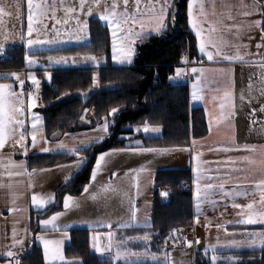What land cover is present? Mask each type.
I'll use <instances>...</instances> for the list:
<instances>
[{
    "label": "crops",
    "instance_id": "crops-1",
    "mask_svg": "<svg viewBox=\"0 0 264 264\" xmlns=\"http://www.w3.org/2000/svg\"><path fill=\"white\" fill-rule=\"evenodd\" d=\"M201 5L203 6V16L201 17L203 27L208 29L211 26L215 29L211 35L219 45L222 54L231 56L238 54L243 57L242 60H233L231 62L223 59H219L218 62L215 60L208 61L199 52L197 37L189 25L190 31L196 39L198 58L205 60L206 63L191 62L190 66H186L188 62H183L185 72L181 74L189 73L191 76L187 83L189 103L190 105H199L204 111L207 125L206 134L202 137L191 139L187 147L188 151H186V147H171L168 148L169 151L164 153L157 151L136 152L134 154L130 149L137 148V142L140 144V140L132 138L129 140V145H132L129 150L131 151V161L135 164L133 167L131 166L128 169H119L121 167L114 169L101 168L98 170L96 180H89L86 183L90 186L88 193L83 192L84 186L78 195L65 193L60 198V209L47 212L48 207L57 202V190L68 183L82 165L79 168L72 167L77 159L76 157L72 161L58 163L49 167H30L28 157L35 153H44L41 149L45 147L52 149L48 153L73 152L71 151L73 148L83 149L91 145L87 143L91 137L100 136L101 133L97 130L99 127L97 124L92 128L68 132L49 140L45 136L43 117L37 109L33 108L32 113L38 114L42 118L41 132L37 134V145L33 146L31 136L26 135L24 140L27 146L26 155L20 143H18L20 140L19 136H14L16 140L9 147H0V264H16L20 254L27 252L33 244L41 247L44 264H66L68 261L79 263L78 258H68L64 253L65 246L69 243L68 229L71 227L90 228L89 243L92 251L100 257L111 260L112 264H165L157 256L161 252L152 253L149 249V241L145 242L142 239H137L143 237L146 232L150 234V237L155 233V229L151 226L153 194L155 191L153 181L155 172L164 168L188 167L191 171L189 186L192 195L193 214L192 225L188 230L192 233L193 250L203 252L207 255L208 260L210 252L224 255L219 252L239 250V248H230L228 246L243 232L238 230L247 229H230L227 226L241 224L236 223V221L247 218L243 213L248 211L247 205L250 203L254 205V212L261 211L259 201L262 193L256 185L261 180H264V146L260 148V153L256 155L260 164L259 169H251L252 166L250 165L243 166V168L232 167L229 162L237 158L235 154L237 153L235 152L237 145L242 146L241 144L244 142L253 143L257 141H259V144H264V139L261 138L262 118L261 120L259 119L260 125L258 123L256 125L257 138H254L253 134L250 133L251 128L246 123L244 129L242 127V130L239 131V126L237 127L234 117L237 108L243 111H250L253 107L256 108V111L264 109V67L258 63V61L264 59V55H262L264 54V31L262 28L264 0H196V8L199 9ZM130 8L132 7L130 6ZM122 9V0H119L117 11H122ZM169 16L167 15L166 17L167 30L171 27L173 21L172 18L168 21ZM256 21H260L261 24L257 25ZM137 29L139 30L138 26ZM204 35L207 36L208 33L205 32ZM209 50L216 51L215 48H209ZM113 65L127 66V64ZM103 66H105L104 61L95 68L98 70ZM193 67L203 68L204 71L193 74L191 72ZM2 75L0 80L11 79ZM197 76H200L198 92L201 98L194 100L192 98L193 84L197 82ZM173 77L176 78L178 76L173 73ZM236 78H242L241 86L236 85ZM225 92L230 94V99L227 101L224 99ZM222 103L227 105L224 109L220 108ZM23 107L25 108V114L22 117L19 116V119L25 120L26 128L30 131L32 123L30 114L27 112L26 106ZM229 111H233L234 116L230 119H222V116L226 117ZM209 119L212 120L211 129H209ZM104 121L105 119L100 122V125ZM139 127L140 125L133 127L132 134L129 136L142 133L147 137H155L161 133L160 131L159 133L145 135L144 132L137 131ZM20 131L23 130L21 129ZM193 140L197 142L195 146H193ZM81 141L85 143L81 144ZM60 143H63L66 147H57ZM139 148L147 149L145 147ZM217 148H231L232 151H216ZM199 153H203L201 159L208 162L204 165L206 169L205 179L200 182L201 188L206 182L214 185H224L223 190L215 187L207 195L202 194L200 199L194 195L197 191V186L194 183L196 178L192 172V167L196 162L191 159L192 155ZM238 155L242 158L243 155L247 154L238 153ZM10 160L15 163L24 161L26 171L25 169H10ZM220 161H227V165L219 168V172H217L216 169L218 168L215 167V164H220L218 163ZM58 165L63 167H57ZM33 169L36 170L34 174ZM41 169L45 171H40ZM10 170L13 172L19 171L22 174L9 176ZM132 170H140L138 174L133 173L137 174V187L133 188L131 193L128 192L129 186L126 182L130 180V177L127 176L117 186L114 185L115 195H113V200L111 199L109 202L107 200V185L115 181L116 177L121 178L126 172L128 173ZM112 173H116V175L113 176ZM208 177L213 179L209 180ZM122 188L125 190H121ZM252 188L256 192L252 193ZM226 192L232 193V195H225ZM237 192L245 194L236 195ZM160 193H164V191H160ZM65 195H70L75 201L68 209H65L63 204ZM33 196L38 200H46L47 203L43 206L33 204ZM132 203L135 204L136 221L132 222L128 227H121V224L130 220ZM233 204H238L241 207L234 208ZM10 209L15 210L11 211ZM104 211L105 214H103ZM56 213L62 214L55 222L56 228L51 225L45 227L40 224L41 220L50 219ZM97 222L102 225H95L98 224ZM255 225L262 226L259 229L264 230V224ZM14 228L17 238L23 241L22 244L15 246H13ZM109 231L115 233L114 245L119 244L120 241L124 242V247L121 249L122 252L127 250L137 253L142 250L146 254L134 256L133 258L128 255L113 261L112 257L115 255V247L109 251L97 253L92 247L93 237L99 234L100 244L106 246L108 239L105 234ZM178 234V231L173 232L168 239V245L162 252L170 248L172 241L178 238ZM38 236L48 241H61L63 260H53L50 256L45 259L44 246L41 240L37 239ZM173 236L176 238H173ZM213 246H215L214 250ZM8 251H12L15 254V258L8 257L6 255ZM154 256L155 259L153 258ZM129 259L132 261H127Z\"/></svg>",
    "mask_w": 264,
    "mask_h": 264
},
{
    "label": "trees",
    "instance_id": "trees-1",
    "mask_svg": "<svg viewBox=\"0 0 264 264\" xmlns=\"http://www.w3.org/2000/svg\"><path fill=\"white\" fill-rule=\"evenodd\" d=\"M187 0H176L175 22L162 35L150 34L148 39L136 46L133 63L114 66L110 63L107 31L101 24L90 22L91 42L65 49L55 50L68 53H106L105 66L36 70L35 75L44 79L41 105L37 109L44 121L47 139L92 128L103 119L109 122L108 134L102 142L79 149L78 155L86 157L81 168L71 180L56 192V203L47 212L60 209L63 194L78 195L89 181L96 154L110 148H130V139L140 140L138 147L171 148L188 147L190 140L206 134L204 111L199 105H190L187 83L168 84L175 67L181 65L182 53L187 50L191 61L197 60L196 39L187 26ZM264 31V18H263ZM23 68L21 45L9 47L0 58V71ZM46 72L51 83L45 82ZM45 75V76H44ZM93 76L96 85H93ZM117 113L110 115L112 108ZM90 110L88 121L81 119ZM148 124L159 126L161 133L147 137L141 133L132 136V128ZM129 136V137H126ZM74 152L35 153L28 157L30 167H49L72 161ZM191 171L185 168L158 169L154 175L152 228L155 233L148 242L152 252H159L168 245L174 231L192 225V195L187 188ZM160 191H164L163 195ZM260 225L236 224L230 229H257ZM90 228L68 229L69 243L65 256L78 258L77 264H112L111 260L95 254L89 243ZM171 234V235H170ZM232 254L233 264H264V247L223 251ZM20 264H44L42 249L33 244L27 252L20 254ZM196 264H213L207 256L196 252Z\"/></svg>",
    "mask_w": 264,
    "mask_h": 264
},
{
    "label": "snow or ice",
    "instance_id": "snow-or-ice-1",
    "mask_svg": "<svg viewBox=\"0 0 264 264\" xmlns=\"http://www.w3.org/2000/svg\"><path fill=\"white\" fill-rule=\"evenodd\" d=\"M92 2L96 5L97 8L101 7V0H92ZM142 0H122V5L124 10L123 11H117L119 6V0H112L111 4H105L103 7V12L99 16V19L101 21H107L108 27L111 29V36H112V60L119 64H132L134 60V56L136 54V46L138 43H143L146 41L150 34H156L160 35L163 32H165L168 28V23L166 20V16L168 13L172 12L173 7V0H156V2H153V0H148V3L145 4L143 7L141 6ZM61 3H63V0H61ZM88 3V0H79V8L81 11L84 10L86 4ZM196 0H187V15H188V24L190 25L191 29L195 32V35L197 37L198 42V49L201 54H203L208 61H219V59H223L225 61H233V60H242L243 57L240 55H225L222 54L220 51L219 45L216 43V41L212 38V33L215 31V29L211 26H209L208 29H205L203 27V23L201 20V17L203 16V6L201 5L199 9L195 6ZM130 6L134 9L133 11H129ZM51 9V19L55 21L53 24V27L51 29V32L53 35H51V38H49V31L47 24L44 23L45 18L47 17L48 11ZM56 5L55 4H47L44 2V0H41L40 3H34V0H27V39H26V48H31L34 46H43V45H58L61 43H65L68 41H71L75 39L77 42L85 39L86 33L88 31V23L87 20L81 21L79 18H76V30L70 31L64 33V35L61 34V30L56 27L57 24H68L69 18L76 17V7H64L63 11L65 13V17L63 19H57L56 17ZM92 7H88L87 15H91L92 13ZM5 15L4 9L0 7V23H3L2 17ZM10 15V14H9ZM247 15V13H246ZM194 16L196 17L194 19ZM22 19V17H21ZM173 22H175V14L173 13L172 16ZM257 25H260V21L255 22ZM137 25H139V30H137ZM35 32L36 38L33 39V33ZM205 32L208 33L207 36H205ZM41 35H43L45 38L41 39ZM67 37V40H65L64 37ZM21 39L23 40L24 37L22 36ZM258 47H260L258 45ZM209 48H215L216 51H210ZM3 46L0 45V52H3ZM264 55V54H262ZM28 64L35 63L34 60L29 59L27 56L25 57ZM85 62L91 61L97 65L100 64V58L96 56H84L82 58ZM49 62L51 64H67L69 62V58L66 57H59V58H53L49 57ZM76 60H73L72 63H76ZM184 62L187 63V57L184 58ZM258 63L264 67V59H261L258 61ZM204 71L203 68H197L193 67L191 69V72L193 74L196 73H202ZM183 72L182 69L177 68L176 69V75L179 76ZM14 77H16V80H18L19 84L21 86L24 85L25 81L23 79H20L19 76H16L15 73L12 74ZM48 73L46 72V76ZM31 84L36 87L38 90L40 87V81L35 78L34 75H30ZM50 79V77H49ZM200 76H197V82L193 84V94L192 98L194 100L200 99V95L198 92V86H199ZM93 85H96V77L93 76ZM5 89H8L9 91L5 93ZM12 85L10 84H3L0 83V147H2L5 143V133L6 130H10L11 134L16 135L18 134L20 137V140L18 143H20L21 148L24 149V154H27V146L24 143L26 135L31 136L32 145L36 146L38 143L37 140V134L41 132L42 128V118L38 114H33L32 109L36 106L34 97L32 93L27 94V104L26 109L27 112L30 114V119L32 121L31 123V130L29 131L26 128V122L24 119H19L17 117L25 114V108L24 107H17V105H23L24 100L22 99V96L24 93L15 92L12 91ZM225 101L230 99V94L228 92H225L224 95ZM243 99V97H241ZM227 105L222 103L220 105L221 109H224ZM117 108H112L110 115H115L117 113ZM232 116H234L233 111H229L227 116H222V119H230ZM83 120V117H81ZM209 129H211L212 126V120L209 119ZM98 131L101 133L100 136H93L91 137L87 143L88 144H94L97 141L102 142L108 132L109 128V122L105 120L102 125H100V122H98ZM23 131H20V130ZM137 131H140L137 129ZM161 131L158 127H148L145 126L143 128L144 133H159ZM84 141H81V144H84ZM193 146L196 145V141L193 140ZM137 145H139V142H137ZM59 148H65L66 146L63 143H60L57 145ZM52 149L45 147L41 149L42 152L48 153ZM134 154L136 152H157L164 153L169 151V149H153V148H135L130 149ZM249 151H254V149L249 148ZM74 153H77V159L75 163L72 165L74 168H79L86 157L79 156V148H73L71 149ZM117 151H124V150H113L110 152H103L96 156L95 158V164L91 169V175L89 177L90 181H95L97 178L98 170L103 168L105 164L107 163V158L109 156H112L116 154ZM216 151H223V152H229L232 151L231 148H217ZM203 153L194 154L192 155L191 159L195 161L196 163L192 167V172L195 174V181L197 186V191L194 194L198 199L201 198L202 194L207 195V193L212 190L215 187L220 188L223 190L224 185H214L212 183H204L203 187L201 188L200 182L205 179V167L204 165L208 162L203 161L201 159ZM218 163H227V161H220ZM63 167V166H58ZM9 168L10 169H25V163L24 161H20L19 163H15L13 161H9ZM26 171V169H25ZM40 171H45L41 169ZM140 170H132L129 173H126V176L130 177L131 180V187L135 188L137 187V174ZM217 172H219V168L216 169ZM36 172L35 169H33V174ZM137 173V174H133ZM9 176L15 175H21L22 173L19 171L13 172L9 171ZM113 176L116 175V173H112ZM209 180L213 179L212 177H208ZM256 187L261 190V197L259 201V206L261 208V211L254 212L253 211V204H248L247 209L248 211L243 213L247 218L241 219L236 221V223L241 224H248V225H255V224H264V180H261ZM90 191L89 184H85L83 188L84 193H88ZM245 193L237 192L236 195H243ZM163 195V193H162ZM225 195H232V193L226 192ZM33 204H37L40 206H43L47 203L46 200H38L35 196L32 197ZM131 202V201H130ZM75 203L73 198L70 195H65L63 204L64 208L68 209L71 207V205ZM234 208H240L241 206L238 204H233ZM11 211H14L15 209H10ZM61 213H56L53 215L50 219L47 220H41L40 224L42 226H49L51 225L53 228H56V221L61 216ZM136 221V211H135V204L132 203V211H131V217L130 220L126 223L121 224V227H128L132 222ZM67 227V226H65ZM108 239V244L101 245L99 242L100 235L97 234L93 237V244L92 247L95 249L97 253H103L104 251H109L113 247H115V255L112 257L113 261L121 259L128 255H138L137 253H132L127 250L121 251V249L124 247V242L120 241L119 244L114 245V236L115 233L109 231L105 234ZM171 235V234H170ZM246 236L248 239L244 241L243 243H246L247 246L252 247L256 245L257 243L261 246H264V231L260 232H251L247 233ZM173 238H176L173 236ZM38 240H41L43 246H44V254L45 259H48L49 256L53 260H63V255L61 253V241H48L46 239H43V237L38 236ZM137 239H142L143 241L147 242L150 240V234L145 233L143 237H139ZM23 241L18 239L16 236V230L13 229V246L17 244H22ZM187 243V242H186ZM242 242L232 241V246L239 247L241 246ZM215 246H213L214 250ZM8 257L15 258V254L12 251H8L6 253ZM155 259V256L153 257ZM167 256L165 257V264H167ZM217 257L215 255L212 256V260L215 261ZM16 264H20L19 260H16ZM66 264H77V262L68 261Z\"/></svg>",
    "mask_w": 264,
    "mask_h": 264
},
{
    "label": "rangeland",
    "instance_id": "rangeland-1",
    "mask_svg": "<svg viewBox=\"0 0 264 264\" xmlns=\"http://www.w3.org/2000/svg\"><path fill=\"white\" fill-rule=\"evenodd\" d=\"M175 1L176 0H173L172 12L168 13V16L170 15L168 17V21L172 18L173 13H175V11H176ZM40 2H41V0H34V3H40ZM44 2L49 4V5H51V4L56 5L55 12H56L57 19H63L65 17V13L63 11L64 7H69V6L76 7V10H77L76 11V17L69 18L67 25H64V24H57L56 25V27L61 30L62 35H64V33H66V32L76 30V23H75L76 18H79L81 21L87 20L88 31L86 33L85 39H83L79 42H77L75 39H73L71 41L61 43L58 45H52V46L43 45V46H34L31 48H26L25 45H26V39H27V14H28L27 0H0V7H2L4 9V12H5V15L2 17L3 23H0V45H2L3 49H4L3 52H0V58H2L4 56L5 50L9 47L21 45L22 49H23V68L22 69L11 70V71H0V76H1V74H3L4 76L11 78L9 80H4V79L0 80V83L11 84L12 85V89H11L12 91H15L18 93H20V92L24 93V95L22 96V99L24 100V104L23 105H17V107H20V106L23 107V106H26V104H27V98L25 96V92H26L25 85L27 82L31 83V80L29 78L30 75H34L35 78L40 81V87L38 89V90H40V95H39L40 99L39 100L35 99V104L36 105L42 104L41 103V97H42V85H43L44 79L41 77L40 78L37 77V75H35V72H36L35 70H47V68H49V69H61V68L87 67V66H89V67L93 66V68H95L97 66V64H95L91 61L85 62L82 59L84 56H96V57L100 58V61H101L100 64L102 63V61H104V63L106 64V62H107V54L106 53H92V52L68 53V52H57V51H55V50L69 48V47H75V46H79V45L89 44L91 42V35H90V25H91L90 22L91 21H94L95 22L94 24H96V23L101 24L102 26H104V29L107 31L110 63L116 64V65H125V64L116 63L112 60L111 29L108 27L107 21H101L99 19V16L103 12L104 5L105 4L110 5L112 0H101V7H99V8L96 7V5L92 2V0H88V3L86 4L83 11H81L79 8V0H63V3H61V0H44ZM153 2H156V0H153ZM160 2H162V0H160ZM147 3H148V0H142L141 6L143 7ZM89 6H91L93 9L91 15H87ZM186 8H187V6H186ZM123 10H124V8L122 9V11ZM133 10L134 9L129 8V11H133ZM51 14H52L51 9H49L47 17L44 20V23L47 24V26H48L49 38H51V35H53V33L51 32V29L53 27V24L55 23V21L50 18ZM21 17H22V19H21ZM137 26L139 27V25H137ZM187 26L190 29L189 24H188V15H187ZM22 36L24 37L23 40L21 39ZM32 38L33 39L36 38L35 32L33 33ZM40 38L44 39L45 37L43 35H41ZM64 38H65V40H67L66 36ZM26 56L29 59L34 60L35 63L28 64L26 59H25ZM49 57H53V58L66 57V58H69V62L67 64H60V65L51 64L49 62ZM73 60H76L77 62L74 64V63H72ZM127 65H129V64H127ZM177 68L182 69L183 70L182 73L185 72V68L181 64V65L175 67V69H174V75L175 76H177L176 75V69ZM13 73H15L16 76H19L20 79H23L25 81L23 86H21L19 84L18 80H16V77H14L12 75ZM242 81H243L242 78H236L235 79L236 85H238V86H241ZM8 91H9L8 89H5V93H7ZM88 111L89 110H86L82 116L84 118V120H86V121H88V119L91 117V113ZM85 114H87V115L84 116ZM20 117H22V115ZM234 117L236 119L237 127L239 126V131L242 130V127L244 129V126L246 123L249 126V128H251L250 133L253 134L254 138H257L256 125H257V123L260 125L259 119L261 120V118H262L263 120L261 121V124H262L261 125V138L264 139V109L256 111V108L253 107L250 111H248V110L243 111V110H239L237 108ZM17 118H19V117H17ZM142 125H140V127H139V130L142 132H143V128L145 126L160 128L159 126L145 125V124H142ZM135 127H137V126H135ZM146 134L149 135V134H154V133H145V135ZM14 136H19V135L18 134L13 135V134H11L10 130H6L5 143L2 147H9V145H11V143L14 142V140H16V139H14ZM258 142L259 141L253 142V143L244 142L243 144H241L242 146L237 145L236 149H235L236 150L235 152H237V153H235L237 155V158L232 160L231 162H229L230 165L232 167H239V168H243V166L250 165V166H252L251 169H255V168L259 169L260 164H259V160L256 158V155H257V153L258 154L260 153V148L262 146H264V144H262V143L259 144ZM249 148L254 149V151H249L248 150ZM153 149H159V148H153ZM160 149H163V148H160ZM113 150H124V151H117L116 154L109 156L107 158V163L105 164V166L102 169H105V168L114 169L116 167H121L119 169H128L129 167H131V166L133 167L135 165L133 163V161H131V157H130L131 151L129 150V148L120 147V148L105 149L103 151L98 152L96 154V156L99 155L100 153L110 152ZM186 151H188L187 147H186ZM238 153H246L247 155H243L242 158H240ZM96 156H95V158H96ZM247 157H250V158H247ZM95 158H94L92 167L95 164ZM225 165H227V163L226 164L220 163V164H215V167L216 168H223V167H226ZM126 177H127L126 175H124L121 178L116 177L115 181H113L111 184L107 185V192H108L107 193V200L109 202L111 199L113 200V195H115V186H117V184H119V182L122 179H125ZM126 183L129 186L128 192L131 193L133 190V187H131V181L129 180ZM153 185H154V181H153ZM189 189H190V186H189ZM121 190H125V189L122 188ZM251 192L253 193L256 191L253 190V188H252ZM103 214H105V211L103 212ZM90 223H93V222H90ZM97 223L98 224H95V225H102L99 222H97ZM90 225H93V224H90ZM71 228H74V227H71ZM184 229H185V234L183 236H180L178 234L179 235L178 238H176L172 241V244H171L169 249H167L163 252L161 250V251H159V252H161V254H157V256L159 258H161V260L164 263H165V257L167 256V258H168L167 264H196V251L193 250L192 233H190V231L187 228H184ZM238 231H243V232H241L240 235H238L234 241L242 242V243H241V246L236 247V248L253 249V248L264 247V246L259 245L258 243L252 247H249V246H247L246 243H243L244 241H246L248 239V237L246 236L247 233L260 232V231H264V230L257 228V229H250V230H238ZM235 236H236V234H235ZM228 247L235 248V246H232V244ZM159 252H152V253H159ZM137 253H138V255H130L131 256L130 258H133L134 256H143V254H146L142 250L140 252H137ZM200 253L203 256H207L201 251H200ZM213 255H215L217 257V259L215 261L212 260ZM209 256H210L209 260L213 264H233L236 261V258L232 254L220 255V254H217L215 252H210ZM127 261H132V260L129 259Z\"/></svg>",
    "mask_w": 264,
    "mask_h": 264
},
{
    "label": "built area",
    "instance_id": "built-area-1",
    "mask_svg": "<svg viewBox=\"0 0 264 264\" xmlns=\"http://www.w3.org/2000/svg\"><path fill=\"white\" fill-rule=\"evenodd\" d=\"M185 57H187V61H188V63H187V65L186 66H190L191 65V62L192 63H194V62H196V63H198V64H205L206 63V61L205 60H203V59H197V60H193V61H191L190 59H189V54H188V51L187 50H185L183 53H182V56H181V59L184 61V58ZM190 78H191V76L189 75V73H187V74H181L180 76H178V77H176V78H174L173 77V74H172V76H171V78H170V80H169V82H168V84H180V83H187L189 80H190ZM25 87H26V92H25V96H26V98H27V94L28 93H32V95H33V97H34V100L36 99V100H39L40 99V97H39V95H40V90H37L36 89V87L34 86V85H32L30 82H27L26 83V85H25ZM37 106V105H36ZM89 112V111H88ZM89 114V113H88ZM87 114H85L84 116H86ZM90 116V115H89ZM88 116V117H89ZM187 188H189V187H187ZM185 234V230L184 229H182V230H180L179 231V235L180 236H183Z\"/></svg>",
    "mask_w": 264,
    "mask_h": 264
},
{
    "label": "water",
    "instance_id": "water-1",
    "mask_svg": "<svg viewBox=\"0 0 264 264\" xmlns=\"http://www.w3.org/2000/svg\"><path fill=\"white\" fill-rule=\"evenodd\" d=\"M49 77H50V79H49ZM45 82L47 84H50L51 83V75H50V73H48V75L46 76Z\"/></svg>",
    "mask_w": 264,
    "mask_h": 264
}]
</instances>
